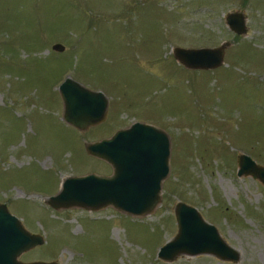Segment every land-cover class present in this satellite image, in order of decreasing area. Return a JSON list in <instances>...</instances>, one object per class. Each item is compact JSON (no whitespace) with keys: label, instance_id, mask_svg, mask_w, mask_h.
Returning a JSON list of instances; mask_svg holds the SVG:
<instances>
[{"label":"rangeland","instance_id":"374dc122","mask_svg":"<svg viewBox=\"0 0 264 264\" xmlns=\"http://www.w3.org/2000/svg\"><path fill=\"white\" fill-rule=\"evenodd\" d=\"M241 12L247 35L225 16ZM223 63L187 70L176 48H218ZM61 44L63 52L52 51ZM70 78L108 101L82 133L63 121L58 88ZM141 122L170 139L161 201L133 217L106 207L54 210L64 180L110 176L85 144ZM238 154L264 166V0H0V204L44 239L22 262L56 264H264V187L238 177ZM182 202L239 255L158 252L177 233Z\"/></svg>","mask_w":264,"mask_h":264},{"label":"water","instance_id":"95a60500","mask_svg":"<svg viewBox=\"0 0 264 264\" xmlns=\"http://www.w3.org/2000/svg\"><path fill=\"white\" fill-rule=\"evenodd\" d=\"M225 23L236 35L247 34L246 18L231 12ZM230 47L224 42L218 48H176L174 58L187 70H213L220 67ZM64 46L54 44L52 51L63 52ZM63 103V120L79 132L101 124L107 114L108 101L100 91H92L70 78L58 88ZM170 139L161 129L135 122L119 129L108 139L86 143V153L112 167L110 176L88 174L64 180L60 193L46 204L54 210L83 208L98 211L106 207L139 217L151 213L161 201L162 182L169 175ZM237 176L251 177L264 187V166L249 156L238 154ZM177 233L160 248L158 259L169 263L182 254L213 255L222 261L236 262L239 255L207 224L197 210L182 202L174 207ZM43 237L28 232L21 221L0 204V264H56L55 262H22L20 256L41 246Z\"/></svg>","mask_w":264,"mask_h":264},{"label":"flooded vegetation","instance_id":"af4514ba","mask_svg":"<svg viewBox=\"0 0 264 264\" xmlns=\"http://www.w3.org/2000/svg\"><path fill=\"white\" fill-rule=\"evenodd\" d=\"M243 1H245V0H243ZM236 13H241V12H236ZM247 29H248V28H247ZM235 35H236V34H235ZM246 35H247V34H246ZM246 35H245V36H246ZM237 36H239V35H237ZM230 45H231V44H230ZM227 49H228V48H227ZM227 49H226V50H227ZM225 52H226V51H225ZM224 56H225V54H224Z\"/></svg>","mask_w":264,"mask_h":264}]
</instances>
